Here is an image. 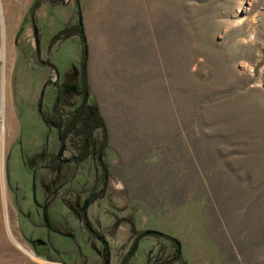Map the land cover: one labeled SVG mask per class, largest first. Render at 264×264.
<instances>
[{
  "label": "rangeland",
  "instance_id": "obj_1",
  "mask_svg": "<svg viewBox=\"0 0 264 264\" xmlns=\"http://www.w3.org/2000/svg\"><path fill=\"white\" fill-rule=\"evenodd\" d=\"M14 1L23 10L10 36L13 123L6 113L3 135L0 126V264H65L57 258L68 255L67 264H81L79 256L98 263L99 250L76 220L79 243L49 238L60 251L56 260L51 251L38 256L25 241V220L37 215L35 225L50 235L46 218L58 220L51 207L41 210L48 200L41 169L56 153L57 137L46 136L36 112L39 99L49 104L54 96L45 80L55 69L38 62L48 58L77 84L79 37L57 34L79 15L89 100L109 133L116 195L104 203H128L136 228L173 236L186 264H264V0H78L79 14L74 0L42 1L32 14L34 0ZM40 151L36 166L21 171ZM68 188L73 193L75 182ZM153 242L170 245L148 237L131 264L155 258ZM119 253L112 248L113 259Z\"/></svg>",
  "mask_w": 264,
  "mask_h": 264
},
{
  "label": "flooded vegetation",
  "instance_id": "obj_2",
  "mask_svg": "<svg viewBox=\"0 0 264 264\" xmlns=\"http://www.w3.org/2000/svg\"><path fill=\"white\" fill-rule=\"evenodd\" d=\"M46 66L49 67L48 65ZM76 74H78L77 84H74L73 78H70L69 75L65 78L57 70L54 72L53 80H50L48 74L45 81L49 80L48 84L51 85L54 96L49 104H42L39 101L36 103L38 117L46 126V136H49V132H54L57 137L56 153L49 157L48 162L43 164V168L41 169L45 183L48 184L46 191L48 200L41 207V210L45 214L51 207L58 220L51 224L45 217L46 221L50 224V228L53 229L51 235L49 231L45 234L43 227L35 225L37 215L32 222L25 220L30 233V238L25 241H27L38 256L43 255L48 258L47 251H51V257L49 258L56 260L55 257L60 251L55 248L49 238L61 234L58 235L60 238L67 236L70 241L77 240L78 242V237L74 233L75 229L73 228V221L75 222L76 220L80 228L93 240L87 235L88 239L94 242L96 249L99 250L97 264H131L138 254L140 243L148 237L168 239L170 245L167 246L160 242H153V248L157 256L146 264H162V262L178 256L181 252V244L173 236L161 231V234H151L147 231L154 229H146V227L136 228L134 226V211L130 213L125 212L128 208L132 209V206L129 207L128 203L119 205L117 201L112 203L110 200L106 201V204L104 203V200L111 199L112 196L116 195L110 190L113 173L108 156L109 142L106 147H100L102 136L98 127L93 134L90 148L88 147L84 150L82 146L88 141L85 135L81 143H77L76 141V136L73 134L74 126L71 127L69 123L71 119H74L77 114L82 116L80 122L76 125L84 127V131L80 132L82 135L88 130L90 116L95 112H99L96 106L91 105L89 100L90 94L88 96V92L83 91L79 65ZM44 92L47 94V89ZM42 95L43 92L40 91V97ZM41 111L46 114V120L42 119L39 115ZM59 117L63 124L59 123ZM44 143L45 141L40 143L42 149H44ZM43 155L44 151H40L38 156L29 160V163H25L24 165L22 163L21 171L24 172L26 167H28V170H32L33 166H36V161L42 158ZM92 159H94L95 163L90 161ZM89 164H91V171L86 168ZM77 175H79V178H76ZM91 175L94 178L88 179ZM69 181L75 182L73 193L68 188ZM50 185L56 191H51ZM60 200L67 203V212L63 213V207L59 203ZM107 202L111 204L112 210L108 207L107 204L109 203ZM96 203L99 204L98 208L96 210L91 209L93 205L96 208ZM120 229L125 233L124 239H121L119 236ZM104 231L108 234V238H106ZM159 246H163V248ZM164 247L165 252L168 250V259H163L165 256ZM112 248L120 250L115 259L112 258ZM53 254H55V257L52 256ZM70 258L71 256L68 255L67 258L59 257L57 259H62V263L67 264V260ZM79 258L81 264H87L84 262L83 256H79ZM183 261L186 264V260L184 259ZM182 263L180 259L175 260L171 264Z\"/></svg>",
  "mask_w": 264,
  "mask_h": 264
},
{
  "label": "trees",
  "instance_id": "obj_3",
  "mask_svg": "<svg viewBox=\"0 0 264 264\" xmlns=\"http://www.w3.org/2000/svg\"><path fill=\"white\" fill-rule=\"evenodd\" d=\"M42 1L49 2L52 5L62 3L61 0H34L33 3L31 4L29 13L32 14V12L36 8V6H38V4H40ZM74 1L76 2L77 12L79 14L80 10H79V6H78V0H74ZM31 22H32V28H33L35 42L37 45V40L39 39V34H38V31H35L36 18L34 19V17L32 15H31ZM81 26L82 25L79 24V22H77V24H74V25H65L59 31L57 36L59 34H61V36L58 37L61 40L75 36V35H77L79 37L80 60H79L78 65L80 68V80H81V85L83 87V91L88 92V96H89L90 89H89L88 70H87V62H88L87 44H86V38L83 34ZM57 36H56V38H57ZM36 53H37V49H36ZM38 63L40 65L51 66L53 69L56 70L55 66L52 63H50L48 59H45V60L39 59ZM48 82H49V80H48ZM39 102H41V99H39ZM39 115L41 116L42 119H44V120L47 119L46 114L43 111H41ZM81 117H82L81 115L77 114V116L74 119H71V121L69 122L71 127L74 126L73 127L74 128L73 134L76 136L77 143H81L83 140V136L85 135L88 141L85 144H83L82 146H83L84 150H86L88 147L90 148L92 140H93V134L98 127L100 129V135L102 136L100 147H102V148L106 147L108 142H109V137H108L109 133H108V129L106 127V124H105V121H104V118L102 117V115L99 112H95L92 116H90L89 121H88V124H89L88 130L86 132H84L82 135L80 134V132L82 130L84 131V127L76 126L80 122ZM53 119H55V118L53 117ZM59 123L63 124L61 122L60 117H59ZM171 239H172V237H171ZM180 259H181V257L178 255L176 257H172L171 259H169L167 261L162 262V264H171L175 260H180ZM181 261L183 262L182 264H184V261L182 259H181Z\"/></svg>",
  "mask_w": 264,
  "mask_h": 264
},
{
  "label": "bare ground",
  "instance_id": "obj_4",
  "mask_svg": "<svg viewBox=\"0 0 264 264\" xmlns=\"http://www.w3.org/2000/svg\"><path fill=\"white\" fill-rule=\"evenodd\" d=\"M21 7L22 6L14 0H0V126L2 128V135L4 133L3 121H5L6 126V113L9 115L8 119H10V122H12L11 119L12 116H14L12 115V110L9 106L7 109V103L9 105L7 86L10 81L11 62L13 61V50L10 43V36L12 34L11 31L15 24V20L23 10ZM7 122L9 123V120H7ZM12 127H14V125Z\"/></svg>",
  "mask_w": 264,
  "mask_h": 264
},
{
  "label": "water",
  "instance_id": "obj_5",
  "mask_svg": "<svg viewBox=\"0 0 264 264\" xmlns=\"http://www.w3.org/2000/svg\"><path fill=\"white\" fill-rule=\"evenodd\" d=\"M78 22H79V24L82 23V18H81L80 15H79V18H78ZM147 232H148V233H151V234H161V232L158 231V230H148ZM178 245H179V244H178Z\"/></svg>",
  "mask_w": 264,
  "mask_h": 264
}]
</instances>
